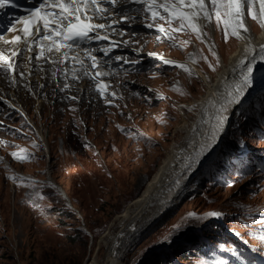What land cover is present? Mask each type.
<instances>
[{
    "label": "rangeland",
    "instance_id": "obj_1",
    "mask_svg": "<svg viewBox=\"0 0 264 264\" xmlns=\"http://www.w3.org/2000/svg\"><path fill=\"white\" fill-rule=\"evenodd\" d=\"M163 21L160 24L169 30L167 21ZM177 27L178 23L173 22L171 28ZM206 29L210 42L205 39L202 42L190 30L174 33L175 45L189 41L183 48L174 46L166 36L149 35L139 27L127 33L117 31L122 36L117 32L113 36L129 44L135 42L141 51H159L169 57L164 59L188 68L181 58L191 56L190 60L200 71L212 79L227 54L237 46L238 38L229 36L225 42L223 24L217 28L214 17ZM209 45L214 46L218 64ZM201 56L207 57V61ZM135 59L146 62L147 66L143 64L138 72L111 69L114 74L111 76L110 72L109 78L103 79L109 85L105 92L107 99L117 92L112 96L114 100H110L111 106L94 91L95 83L86 81L82 83L80 103L64 102L62 91L66 79L58 76L63 87L57 90L54 99L49 91L43 94L42 113L36 114L37 123L34 122L35 126H42L45 138L48 137L44 140L47 153L33 127L19 116L20 120L14 117L8 121L11 128L17 127L15 134L18 133L19 139L0 131V149L8 160V164L0 161V264H89L92 258L101 264L110 236L131 227L130 223H122L119 215L139 194L167 151L182 144L185 127L177 126L184 115L190 120L197 110L184 102L205 92L203 80L192 68L193 74L189 75L179 66L165 65L162 61L155 64L141 55ZM23 61L25 57L19 67L22 72ZM35 61L32 73L44 67L41 60ZM209 63L215 67L214 71ZM77 82L81 79H73V84ZM79 83L73 86L76 92L80 91ZM17 97L28 113L34 110V98L25 88L17 92ZM260 102H264V93L233 112L220 151L189 177L184 193L164 218L131 243L123 239L118 264H152L155 259L163 263L173 259L183 264H245V255L241 256L236 243L240 238L264 255L261 238L264 236V174L252 162L244 164L249 167L247 170L237 162L243 150L249 151L250 160L255 154L264 153V136L251 130L256 112L264 113V105L255 109V104ZM0 118L3 119L1 115ZM82 120L89 121L85 134ZM2 139L13 145L3 144ZM13 146L19 151L13 150ZM12 153L31 158L20 161ZM48 172L64 188L69 200L49 183ZM213 223L221 226L222 232L231 234L228 236L232 246L226 237L217 239V244L210 241L206 259L198 254L181 262L173 254L176 249L188 256L187 251H192L196 243L185 241L187 235L196 230L208 231ZM214 235L216 239L217 234Z\"/></svg>",
    "mask_w": 264,
    "mask_h": 264
},
{
    "label": "snow or ice",
    "instance_id": "obj_2",
    "mask_svg": "<svg viewBox=\"0 0 264 264\" xmlns=\"http://www.w3.org/2000/svg\"><path fill=\"white\" fill-rule=\"evenodd\" d=\"M32 6L26 8L24 17H15L10 20L6 26H0L3 31L0 32V42L10 47L5 50H0V72L6 75L11 73L10 84L18 82L17 77L26 79L24 72H17L20 67V62L26 54L35 53V56L28 55L29 62L32 59L40 60L44 58L46 62L53 64H63L66 61H71L74 64H79V70L70 69L73 79H79L77 71H82L85 76L95 81V90L99 92L101 97H105L106 103H111L106 98L105 92L108 87L98 78L109 75L110 73L96 71L92 73L89 66L84 63L79 53L75 49L81 48L82 42H100L109 41L102 48H83L81 49L84 56L91 61V69L98 68L100 57L94 55L99 51L106 57L104 62L107 64L112 59V50L118 47L115 42L109 40V34L116 31V21L112 23H96L97 18L107 20L108 15H121V19H130L125 9H120L118 12H111L110 9L116 8L121 3L141 5L136 11L143 12L152 22L146 23L144 26L149 29H155L158 33L166 36L167 39L173 42L174 46L183 48L189 41H182L179 45H175L174 33L180 31L185 32L190 30L196 33L197 38L204 41L205 33L203 32L199 21L201 19L212 22L213 17L217 27L223 24L224 39L227 42L229 36L243 38V35L248 33V27L245 24V16H250L256 20L261 27H264V0H29ZM20 5L16 0H0V12L6 8H18ZM161 9L163 12H161ZM157 20H166L169 27L173 22L178 23L177 28H171L168 31L163 26L159 25ZM17 25H20L17 27ZM101 30H105L103 33ZM121 33L123 30H120ZM5 33H16L11 39L6 38ZM160 37H158L159 39ZM209 51L216 57L217 64L219 57L217 56L214 46L209 45ZM246 52L253 53L251 57L245 56L237 65L239 71V81L233 91L228 93V98L225 103L220 106L215 116L216 123L207 137V141L199 146V149L189 157L187 167L193 164L202 162L201 157L205 156L214 149L219 139L224 133L229 119L227 105L240 103L246 92L253 86L255 71L259 64L264 63V45H261L259 50L249 48ZM58 54L57 59H53ZM151 55V54H150ZM162 63L169 66H179L192 75L193 72L184 64H178L176 61L164 59ZM192 57L190 56V59ZM207 61V57L201 56ZM117 62L123 58L116 56ZM124 63H128L127 60ZM209 67L215 70V67L209 63ZM55 76V73H53ZM44 85H41L43 88ZM66 83L64 88H68ZM30 90V89H29ZM63 90V89H62ZM110 95L114 96L115 93ZM69 99H76L70 97ZM0 126H3L0 124ZM125 131L124 129H121ZM39 147L38 145H34ZM241 146L242 142H241ZM15 159L24 161L30 159V156H18L17 153H12ZM15 181L16 177H9ZM23 178H21L22 180ZM20 186V185H18ZM38 206V205H37ZM195 216V214H191ZM211 216L218 215L217 213L209 214ZM264 239V236L261 237Z\"/></svg>",
    "mask_w": 264,
    "mask_h": 264
},
{
    "label": "bare ground",
    "instance_id": "obj_3",
    "mask_svg": "<svg viewBox=\"0 0 264 264\" xmlns=\"http://www.w3.org/2000/svg\"><path fill=\"white\" fill-rule=\"evenodd\" d=\"M255 21L256 20L251 19L250 16H245V24L248 27V33L243 35V38L238 39L237 46L233 51L227 54L226 59L222 61L220 69L217 71L214 78L211 79L205 73H202L193 60L181 58V61H184L187 65H189L190 68H192L201 77L205 84V92L196 99L184 102V104L186 103L188 107L196 108L197 110L190 120H188V117H185L184 115L182 122L177 126L178 129L185 127L182 144L179 146H172L171 149L167 151L156 170L145 182L139 194L134 197L124 209V211L121 212L119 216L121 217L122 223L126 222V224L130 223L132 225L130 228H122L119 232L110 236L107 253L101 264H118L121 254V252H119V247L123 239L127 238L129 240L128 244L131 243L140 234L144 233L162 218H164V216L174 208L178 202V199L184 193L189 182V177L196 174L201 167L207 165L212 160L213 156H215L216 153L220 151L224 142L223 139L225 137L224 135L227 128L220 137L219 143L216 144L214 149L205 156L201 157L202 162L193 164L191 167L186 166L189 163V157H191L199 149V146L208 142L207 137L209 136L213 125L216 123L215 116L217 114V110L222 104L225 103L226 99L228 98V93L234 90L237 82L239 81L240 69L237 67L239 61L246 55L251 57L253 54L246 52V49L251 46V48L258 51L260 46L264 45V27H261L257 21L256 22L258 24L256 25ZM94 22L105 23L106 20L97 18ZM131 22L133 25L135 24L133 21ZM207 23L208 21L203 19L199 21L203 32L206 34L204 39L210 42V40L207 39ZM250 29H252V31ZM5 35L6 38L11 39L15 33H5ZM9 47V45H4L2 42H0V50L6 51ZM74 51L79 53V55L84 58V53L81 49H75ZM223 52L225 55V51ZM28 55H32L34 57L35 53L26 54L24 56V66L26 67L27 71H32L34 69L35 59H32L31 62H29ZM162 56L164 55L161 52L152 51L151 53L145 52V56L142 57L144 60H154L157 62L158 60L156 59ZM57 58L58 54L53 57V59ZM40 60L43 63L46 62L44 58H41ZM85 61L86 60L84 59V63ZM143 63L147 64L146 62ZM69 64L73 65L74 63L69 60L63 64L55 65L58 67L66 65V67H68ZM86 64L91 66V61L88 60ZM102 65L103 61L99 60V71H102L104 68ZM255 77L256 79L254 80L253 86L246 92L240 103L227 105L229 114L228 122L233 117L234 111L241 109L244 105H246V103H248L250 99H254L258 97V95L264 93V63L259 64L257 70L255 71ZM7 78L8 77L5 73L0 72V84L2 82L6 83ZM102 82L107 85L105 80ZM182 104L183 103H181V105ZM41 106L42 105H39L38 107L36 106L34 108V112L39 113V116L40 112L42 111ZM35 132L42 137V141L48 138H45L43 128L40 129L39 126H36ZM45 148L47 153V144H45ZM0 160H3L5 164H8L5 152L1 149ZM47 175V180L49 183L56 186L62 195H64L66 199L69 200V196L67 195L64 188L58 184L57 180L52 177L49 172ZM89 264H96L95 259L92 258L89 261Z\"/></svg>",
    "mask_w": 264,
    "mask_h": 264
},
{
    "label": "trees",
    "instance_id": "obj_4",
    "mask_svg": "<svg viewBox=\"0 0 264 264\" xmlns=\"http://www.w3.org/2000/svg\"><path fill=\"white\" fill-rule=\"evenodd\" d=\"M223 166L225 167L226 164H223ZM210 228L211 229H209L208 231H205L204 229L196 230L195 233L187 235V238H185L186 239L185 241L189 243H196V246L192 251L190 252L187 251V254H189L188 256L185 255L184 252H181L180 250H176V249L172 251L173 254L176 255L181 260V262L189 259L190 257L194 255H198V254L202 255L204 259H206L208 256V250L210 249L209 248L210 241L214 240V242L213 241L211 242L213 245V244H217L218 240H221L222 238L225 240V238L227 237L226 240L230 243V246L233 244V241L230 240V237L228 236V234L225 231L222 232L221 226H219L217 223H213L210 226ZM214 233L217 234L216 239H214L215 238ZM160 262H161L160 259H155L152 264H183V263H180L179 261L176 262L173 259H169L168 262L166 263H163V262L160 263Z\"/></svg>",
    "mask_w": 264,
    "mask_h": 264
}]
</instances>
